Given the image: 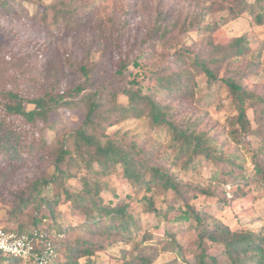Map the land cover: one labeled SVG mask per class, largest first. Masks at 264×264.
<instances>
[{"label": "rangeland", "instance_id": "obj_1", "mask_svg": "<svg viewBox=\"0 0 264 264\" xmlns=\"http://www.w3.org/2000/svg\"><path fill=\"white\" fill-rule=\"evenodd\" d=\"M1 2L6 3L7 9ZM233 8L234 5L225 0H0V79L9 78L3 75L7 66L4 57L13 56L22 57L21 69L30 68L32 76L44 80V84L37 87L36 95L46 92L53 82L59 85L60 91L83 84L85 79L79 71L82 66L91 70L89 91L99 87L107 89V85L114 82L115 63L121 50L122 54L129 53L133 58L144 55L143 60L138 59L131 65L124 83L137 81L148 93L155 71L167 74L171 68L180 73L183 63H174L178 53L204 56L211 50L207 42L225 45L232 39L245 37L250 48L248 54L219 63L215 70L220 78L235 71L245 74L243 82L247 88L264 98V23L257 25L249 12L238 15ZM65 9L72 13L62 17ZM57 11L60 14L57 15ZM160 12L167 15L169 33L148 41L149 30L155 26ZM189 70L194 72L192 97L177 95L164 98L163 102L175 106L179 118L198 122V130L213 137L226 155L236 156L233 160L239 162V167L235 175L241 174L238 179L241 182L232 186V180L227 179L228 171H221L222 167L208 162L188 172L172 168L188 188L183 189V199L171 191L155 193V207L160 210V216L147 210L141 201L146 196L145 190L135 189L124 178L120 167L108 182L95 165L94 171L85 167L77 170L76 177L67 181L64 189L49 185L42 196L57 203L54 224L69 228L67 238L72 243L85 236L89 227L84 216L73 208V203L65 201L64 192L81 191L82 178L105 182L101 196L106 203L115 205L124 200L130 204L129 211L138 220L134 240L99 251L96 264H120L119 258L130 259L145 246L153 250L156 264H194L199 253L195 223L179 220L185 202L210 220L222 222L233 230L264 226V183L255 167L257 164L264 173V104L255 101L248 109L256 135L247 139L249 145L246 147V142L236 145L227 134L230 119L237 115L228 90L221 82H208L204 73ZM119 101L126 102V98L119 96ZM84 119L85 113L80 108H60L50 115V125L44 130V136L48 142L56 143L78 130ZM126 132L130 138L140 136L137 141L144 148L156 142L163 152L173 157L175 148L170 143V135L165 131H153L145 120L127 119L105 130V134L112 137ZM53 172L54 167L48 162L34 159L0 185L1 228L33 230L32 209L20 216L13 215L14 194L41 176L51 177ZM199 189L216 196L204 195ZM205 248L209 255L221 256L220 264H228L221 255L223 247L206 242ZM66 256L62 247L60 260L64 262ZM5 264L11 263L6 261Z\"/></svg>", "mask_w": 264, "mask_h": 264}, {"label": "trees", "instance_id": "obj_2", "mask_svg": "<svg viewBox=\"0 0 264 264\" xmlns=\"http://www.w3.org/2000/svg\"><path fill=\"white\" fill-rule=\"evenodd\" d=\"M225 1L234 5L235 14L249 12L257 25L264 23V0ZM1 6L7 9L5 2H1ZM71 13L65 9L62 17ZM56 14L60 12L57 11ZM162 15L163 12H160L155 26L149 30L148 41L166 37L169 33L167 15ZM207 44L211 50L204 56L179 53L176 55L174 63H183L180 73L172 71L171 68L167 74L155 71L151 76L152 88L148 93L144 92L137 81L129 80L124 83L131 65L138 59L143 60V54L133 58L129 53L122 54L120 50L114 68V82L107 85V89L99 87L95 91H89L91 70L82 66L79 71L85 79L83 84L60 91L59 85L53 82L46 92L40 95L35 92L37 87L44 84V80L32 76L30 73L33 70L30 71L29 66L25 67L28 69H21L22 57H4L7 66L3 75L9 78L0 79V185L7 183L15 172L31 160L41 159L54 167L51 177L41 176L17 190L12 210L13 215L20 216L32 209V231L45 233L49 237L53 236V232L64 236L62 239L52 238L59 251V258L54 264H82L83 259L86 260L85 264H96L99 251L116 243H132L138 230V220L129 211L130 204L124 200H119L115 205L112 202L106 203L101 196L106 188L105 182L102 179L91 181L87 177L81 179V191L72 194L65 190L64 193L65 201H71L73 208L84 216L89 227L88 232L72 243L67 238L69 228L55 226L57 203L43 197V191L49 185L64 189L65 183L75 178L77 170L81 167L94 171V166L97 165L98 173L103 174L107 182L120 167L124 178L135 189L145 190L146 196L141 201L147 210L159 216L161 212L155 207V193L159 195L171 191L183 199V189L188 188L172 168H181L188 172L203 162H208L218 168L222 167L221 171H228L227 179L232 180V186L241 182L238 180L241 174L235 175V170L239 167V162L233 160L236 156L226 155L213 137L198 130V122L187 120L186 117L179 118L176 107L163 102L164 98L177 95L192 97L195 86L194 72L189 68L200 71L208 77L211 84L221 82L231 96L237 115L229 121V139L236 145H242L244 142L245 147L249 145L247 139L255 136L257 131L252 128L248 109L255 101L264 104V98L247 88L243 82L245 74L235 71L220 78L215 70L219 63L248 54L250 48L247 40L240 37L225 45L210 42ZM185 64L189 65V68ZM119 96L125 97L126 102H120ZM27 105L33 108L27 109ZM60 108H80L85 113V119L78 130L68 133L56 143H51L46 140L44 130L50 125V115ZM132 118L145 120L153 131L167 132L170 135V143L175 148L173 157L163 152L156 142L144 148L137 141L140 136L130 138L129 132L116 137L105 134L107 128ZM103 137L105 140H102ZM159 152L163 154L160 155ZM240 159L244 160L245 156ZM255 167L257 175L261 176L260 179L264 183L262 169L257 164ZM199 192L216 196L205 189H199ZM224 203H227V200ZM184 207L179 220L194 221L197 231L199 253L195 256L194 264H220L221 256L209 255L205 248L206 242L223 247L221 255L228 264H264V226L258 229L233 230L222 222L210 220L187 202ZM4 229L16 233L32 232L22 231V227L17 230ZM62 247L67 252L64 262L60 260ZM178 249L180 250V245ZM153 255V250L145 246L141 247L137 255L130 259L119 258L118 262L156 264ZM6 261L11 264H26L0 252V264H5Z\"/></svg>", "mask_w": 264, "mask_h": 264}, {"label": "built area", "instance_id": "obj_3", "mask_svg": "<svg viewBox=\"0 0 264 264\" xmlns=\"http://www.w3.org/2000/svg\"><path fill=\"white\" fill-rule=\"evenodd\" d=\"M52 238L62 239L64 236L49 237L36 230L16 233L0 227V252L26 264H54L59 258V251Z\"/></svg>", "mask_w": 264, "mask_h": 264}]
</instances>
